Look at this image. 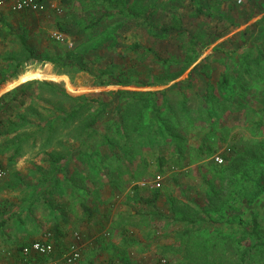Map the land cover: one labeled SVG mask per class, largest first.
Wrapping results in <instances>:
<instances>
[{
    "label": "rangeland",
    "instance_id": "obj_1",
    "mask_svg": "<svg viewBox=\"0 0 264 264\" xmlns=\"http://www.w3.org/2000/svg\"><path fill=\"white\" fill-rule=\"evenodd\" d=\"M112 1L123 2L138 14L137 17H125L119 11L122 6H107L100 0H59L62 8L59 13L49 9L44 13L16 14L10 18L8 28L0 29L6 38L11 37L0 46V60L9 70V79L34 69H40V76L46 78L21 84L23 90L7 95L0 108V148L4 152L6 144L21 145L18 158H22L4 166L9 170V177L4 183L0 182V207L3 201L15 204L39 196L41 201L49 199V194H44L51 184L49 176L48 181L37 188L41 178L38 168L45 170L47 165H52L45 162L46 154H66L67 159H74L70 168H78V165L82 168L77 175L73 174L72 184L69 183L75 192L91 187L84 179L88 168L73 152L76 128L84 122L87 113L53 135L50 145L41 147L47 137L45 122L64 115L56 105L61 103L65 109L73 106L65 98L57 97L54 90L105 101H117L111 92L118 90H167L168 97L178 101V87L191 84L186 93L193 98L204 93L207 82L217 85L225 70L234 83L235 77L245 78L244 83L250 82L251 101L242 106L227 104L220 94V103H216L215 108L193 101L188 105L191 117L167 115L171 132L182 138L186 160L182 168L168 165L165 174L159 175L162 177L160 188L152 185L158 174L148 158V149L143 152L151 162L149 166H139L140 159L136 156L134 163L122 165L112 174V185L109 178L97 180L91 188L108 189V193L105 192L110 201L99 200L105 211L103 232H94L90 252H83L76 264H123L124 261L130 264H213L215 256L228 259L234 256L233 252L243 249L238 248L240 244H251L253 237L248 234L253 217L258 220L264 240V193H256L255 186L260 164L263 167L264 163L262 159L241 153L256 143L264 147V129L259 133L255 131V122L259 119L256 110L264 104V41L255 33L259 21L251 25L255 29L248 28L243 24V13L229 1L222 0ZM197 6L202 9L201 13ZM146 20L156 28L173 25L183 28L156 38L148 33ZM261 22L264 24L263 20ZM57 33H62L72 46L58 41ZM158 57L171 60L172 64L161 65ZM187 58H195V61L179 78L157 86L163 76L178 73ZM111 62L127 72L130 86L94 85L99 80L96 77L99 71L111 66ZM75 64L85 65L91 71L80 72ZM244 67H248L249 72H244ZM42 83L47 85L42 86ZM215 91L217 93V88ZM207 111L213 113L211 118L206 115ZM20 115L24 119H20ZM111 121L110 118L104 120L102 126ZM34 136L38 139L36 143ZM5 137L9 138L8 142H2ZM202 146L211 149H205L203 154ZM15 151V147L5 151L4 155L8 156L3 159L14 157ZM216 156L223 158V163H217ZM240 162H243L242 169ZM116 163L111 162L110 166H118ZM45 173L50 174L52 170ZM56 181L55 191H62L67 181L61 177ZM143 183L146 187H138ZM135 186L139 189L134 190ZM230 191L232 193L228 194ZM156 196L154 205L152 200ZM109 203L112 205L108 206ZM201 214L212 219L206 229L198 230V226L192 227L186 222ZM186 230L191 233L184 235Z\"/></svg>",
    "mask_w": 264,
    "mask_h": 264
},
{
    "label": "trees",
    "instance_id": "obj_2",
    "mask_svg": "<svg viewBox=\"0 0 264 264\" xmlns=\"http://www.w3.org/2000/svg\"><path fill=\"white\" fill-rule=\"evenodd\" d=\"M100 1L107 6H122L121 10L119 11L120 14L124 15L125 17H131L134 19L138 15L123 2L115 3L112 0ZM197 9L198 12H202V9L199 6H197ZM145 26L148 33L156 38L166 37L167 33L170 31H181L183 28L179 25L156 28L147 20L145 21ZM23 44L28 49V45L25 43L24 39ZM194 61L195 58H187L186 62L183 64L181 70L178 73L170 74L169 76H163L161 80L157 82V86L165 85L167 80L173 81L179 78L194 63ZM157 62L161 65L172 64L171 60L160 57L157 58ZM110 64L111 66L99 71V75L96 76L99 80L94 82V85L99 87L109 85H119L124 87L130 86L131 82H129L130 80H127V72L120 70V67L115 65L114 62H111ZM74 67H78L77 69L80 72L91 71L82 64H75ZM243 69L244 72H249L250 70L248 67H244ZM258 74L260 77H262L260 72ZM234 79L236 80L235 83L230 77V73L224 70L221 73V78L219 79L217 85L207 82L204 93L194 95L193 98H191L186 93V90L190 89L191 84L185 87L180 86L178 87V91L180 93L178 101H173L172 98H169L167 95V90L157 92H130L128 90H118L117 92H111L114 95V98H117V101L114 99L105 101L98 98H90V96L87 95L74 97L66 93L65 90L53 89V93L57 97L62 99L65 98L75 107L71 106L70 109H65L63 105H60L61 103L56 105L57 110L64 115L58 116L57 118H50V120L45 122L46 127L44 131L47 133V137L45 139V143H43L41 147L44 148L45 146L50 145L51 142H53V135H57L58 131L60 130H65L72 123H75L87 113L84 122H82L81 125L76 128V134L73 137V139L76 141V148L73 150V152L76 156V159H78L86 166V168H88V170L84 172V179L89 185H91V187L95 186L96 181L100 180L101 178H109V182L112 185V174L118 172L122 165L126 166L128 163H134V160L136 161L137 159L136 156H139L140 159V162L138 163L139 166H149V164L152 162L155 165L158 176H163L167 171L169 164L171 166L173 164V166L176 165L175 167L182 168L186 160L185 150L181 147L182 138L174 135L171 132V128L169 127L170 120L167 115L178 117L181 114H187V116L191 117V110L188 109V105L193 101L199 102L200 104L202 103L203 105L210 104V107L215 108L217 105L216 103H220V94L224 96L225 100L223 103H239L241 106L244 104L246 105L247 102L251 101V93H253V91H249L250 82L244 83V81L247 80L243 77H235ZM44 85L47 84L42 83V86ZM23 88L24 85L14 88L8 93L2 95L0 97V108H2L7 95L23 90ZM216 88L218 90L217 93L215 91ZM237 88H239V91L236 90ZM201 111V114H204L203 110H200V112ZM110 112L111 115H109ZM256 113L259 116V119L255 122V131L256 133H259L264 129V104L257 108ZM206 115L211 118L213 113L207 111ZM19 118L21 119L23 116L20 115ZM109 118L113 121L108 122L106 126H102L103 121H108ZM59 127H61V129ZM33 138L35 140L34 142L36 143L38 141L37 137L34 136ZM13 147L16 148L13 158H17L21 153V145L17 144ZM13 147L11 144H6L4 152ZM252 147L251 149L247 148L241 153H248L249 157H255L253 159H262L263 164L264 147L259 143H256L255 145L253 144ZM143 149H148L147 151L150 152V157L148 158H150L151 162L146 158ZM205 149L210 151L211 147L202 146L200 148V152L205 154ZM68 151L71 150L68 149ZM65 155L66 154H46L45 162L54 165V173H61L63 171L68 173V163H72L74 159H67ZM223 156L226 158V160L228 159L226 155ZM114 161L117 162L116 164L118 166H115L118 167L117 170L115 167L110 166L111 162ZM241 163L243 165V162L239 163L240 168L242 169L244 166H242ZM259 170V175L255 180V186L257 188L256 193L261 194L264 193V166L262 167L260 164ZM129 172L131 171L129 170ZM233 177L236 179L238 178L237 174H234ZM48 179V177H44L39 185H43L48 181ZM85 190H89L87 191L89 194L93 192L92 188H85ZM213 192L215 193L214 190ZM231 193L232 191H230L228 194ZM59 196L60 194H58L56 197ZM157 198L158 197L156 196L155 199L152 200L154 201V205ZM39 199L33 198L31 200L32 203H30L29 207H27L25 210L14 215H9L8 219L4 218V220L2 218L3 221L0 222V228L4 227L5 223L7 225L10 224V222L15 219L19 221L25 214L26 217H28L27 219L34 220V213L38 209V202L34 201ZM229 200L230 198L227 199L224 204L226 205V202ZM48 202L49 201L46 202L47 208L52 210L53 208ZM221 205H223V203H221ZM82 208L85 214L89 217V220L92 219L94 215L93 210L89 208V206L85 205V203H83ZM49 210H47V212H49ZM46 214H50V212ZM57 215H59V213H57ZM185 218L186 217L181 219V221H184ZM211 221V217H203L201 214L197 215L195 219L187 220L186 222H189V225L192 227L198 226V230H201L206 229ZM252 221L250 234H248V236L253 237L251 244L249 246H241L240 242L237 241V243L240 244L238 248H243L241 251L233 252L234 256L228 259L222 258V256L219 258L215 256L213 259V264H264V240L261 236L257 218L253 217ZM190 233L191 230H186L184 235H188ZM22 249L23 246L21 247V250ZM123 264H130V262L124 261Z\"/></svg>",
    "mask_w": 264,
    "mask_h": 264
},
{
    "label": "crops",
    "instance_id": "obj_3",
    "mask_svg": "<svg viewBox=\"0 0 264 264\" xmlns=\"http://www.w3.org/2000/svg\"><path fill=\"white\" fill-rule=\"evenodd\" d=\"M58 1L59 0H45L46 11H48L49 9H54L55 12L59 13L62 8ZM222 1H224L225 3L229 1L230 4L233 5V7H236L237 10L243 13V24H245V26H248V28L250 27L251 29H255V27H252L251 25L254 24V22L259 21L260 26L257 28L255 33L259 34V38L263 37L262 41H264V24H262L263 22H261V20L264 21V0H247L241 6H237L235 0ZM20 13L34 12H14L11 10L10 1L0 6V29H3L4 26L5 28H8V22L10 18ZM5 31V33H7L6 29ZM2 34L4 35V37H1L3 36ZM5 38L6 34L1 32L0 30V46H3L7 38L11 37L8 36L6 39ZM3 63L4 62L0 60V97L8 93L12 89L20 87L21 84L26 83L30 80L46 79L44 76H40V69L25 71L20 75H16V77L9 79V70H7V66H4ZM64 78L67 79V77ZM8 141V137H5L2 140V142ZM21 144H24V142H21ZM4 154L5 152H2L0 148V168L4 172L3 177L0 179L1 183L9 177L7 176L9 170L4 167L6 166V163H17L22 159L21 157H9L8 160H4L3 158L8 156L7 154ZM70 164L71 163H68V173L63 171L61 173L55 172V174L54 165H51V167L47 165L45 170H41L40 168H38L39 172L41 173L39 182L43 180L42 177H51V179L49 180V183L51 182V184L50 186H47L44 194H49V199L47 201H49L48 203H50L49 205L53 209L49 210L47 208V201H41L40 196L36 197L40 199L34 201L38 202V209L34 213V220L27 219L28 217H26L25 214L19 221L15 219L11 221L10 224L7 225L5 223L4 227L0 228V264H36L39 262H47V260L43 258H37L34 254H31L28 257L23 255V249L21 250V247L23 246L24 248L25 246H28L35 241L52 242L55 247V251L52 256L53 259L62 257L68 246L75 242L77 239L79 240L78 242L79 246L81 247L82 253L90 250L92 245L91 236L94 234V232L101 233V231L103 230L101 229V227L102 218L104 217L103 214L105 211L103 210L104 206L101 205L99 200L102 199V203H107V201L110 202L108 196H106V192L108 193V189H106L105 192V187H102V189L96 187L94 190L92 188L93 192H91V194L87 193V191L89 190H85V188H81L80 193L75 192L76 190L74 191V187L69 183L72 184L73 174L76 173L77 175V172H80L82 168L79 169V165L78 168H73V166H71L72 168H70ZM46 170H52V173L47 174L45 173ZM17 175L20 176L21 173L18 172ZM57 177L64 178L67 181V184L65 186H62V191L56 192L55 188L57 186ZM41 186L42 185H38L37 188H40ZM138 187L146 186L140 184ZM86 188L90 189L91 187L88 186ZM135 188L139 189L137 188V186L134 187V190ZM58 194H60V196L56 197ZM31 200L21 203L16 202L15 204L8 201H3L2 207H0V222L3 221L2 218L8 219L9 215H14L25 210L27 207H29L30 203H32ZM83 203L89 206V208H91L94 212V215L90 220L83 211ZM111 205L112 203L108 204V206ZM116 206L117 205H115L112 209H114ZM47 210H49L50 214H46L49 213L47 212ZM57 213H59V215H57ZM90 231H92V233ZM96 236L98 235L96 234Z\"/></svg>",
    "mask_w": 264,
    "mask_h": 264
},
{
    "label": "built area",
    "instance_id": "obj_4",
    "mask_svg": "<svg viewBox=\"0 0 264 264\" xmlns=\"http://www.w3.org/2000/svg\"><path fill=\"white\" fill-rule=\"evenodd\" d=\"M11 2V10L14 12H25L30 11L34 13H42L46 11L45 0H0V6L4 5L6 2ZM237 4L241 5L247 0H235ZM56 39L62 43H67L69 47L72 46L66 37L62 33H57ZM215 160L217 163H223V158L216 156ZM4 172L0 168V179L3 177ZM146 185V184H142ZM152 185L155 188H160L162 185V177L156 176L152 181ZM50 236V235H48ZM78 237V236H77ZM79 240L70 244L65 251L64 255L60 258L53 259V254L55 251L54 244L49 241H35L28 246H25L22 250L24 256L28 257L34 254L37 258H43L47 262L36 263V264H76L82 258V250L79 246Z\"/></svg>",
    "mask_w": 264,
    "mask_h": 264
}]
</instances>
